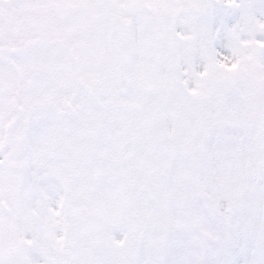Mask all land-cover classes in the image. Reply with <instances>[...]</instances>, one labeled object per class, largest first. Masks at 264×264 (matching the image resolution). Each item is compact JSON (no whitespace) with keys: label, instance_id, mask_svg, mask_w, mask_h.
<instances>
[{"label":"snow or ice","instance_id":"obj_1","mask_svg":"<svg viewBox=\"0 0 264 264\" xmlns=\"http://www.w3.org/2000/svg\"><path fill=\"white\" fill-rule=\"evenodd\" d=\"M0 264H264V0H0Z\"/></svg>","mask_w":264,"mask_h":264}]
</instances>
